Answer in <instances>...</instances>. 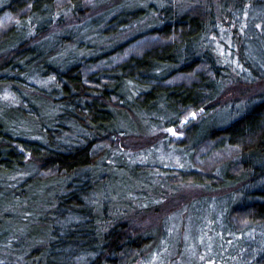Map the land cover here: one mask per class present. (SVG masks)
I'll use <instances>...</instances> for the list:
<instances>
[{"label": "trees", "instance_id": "obj_1", "mask_svg": "<svg viewBox=\"0 0 264 264\" xmlns=\"http://www.w3.org/2000/svg\"><path fill=\"white\" fill-rule=\"evenodd\" d=\"M92 1L0 0V18L11 13L16 19L0 34V83L29 106L3 103L0 111V264H179L175 252L181 264H201L203 245L198 260L184 258L185 244L171 224L154 234L108 221L110 205L103 199L99 207L98 194L115 173L105 172L111 165L97 172L107 151L95 149L130 132L140 116L150 127H177L187 112L216 108L223 69L206 38L216 26L215 9L182 12L173 0ZM223 6L229 10L226 0ZM153 14L158 20L144 33L107 43ZM115 56L119 61L111 63ZM203 66L207 70L199 72ZM256 69H250L252 77L262 78ZM193 74L191 84L173 82ZM20 87L33 94L24 97ZM27 121L30 130L22 124ZM192 137L195 144L210 141L219 151L233 150L207 184L212 191H232L209 199L224 208L223 221L196 214L206 207L203 198L191 207L189 234H214V264H264V96L228 124L205 132L196 127ZM118 156L114 166L120 171L151 172ZM183 174L205 184L195 166ZM22 213L26 220L19 226Z\"/></svg>", "mask_w": 264, "mask_h": 264}, {"label": "rangeland", "instance_id": "obj_2", "mask_svg": "<svg viewBox=\"0 0 264 264\" xmlns=\"http://www.w3.org/2000/svg\"><path fill=\"white\" fill-rule=\"evenodd\" d=\"M136 1L144 3L145 0ZM173 1L177 3V9L182 12L198 6H211L215 9L216 26L206 38L207 43L211 46L212 54L216 57L217 64L223 69L221 78L223 86L214 103L216 108L209 113L194 110L187 112L180 123L182 120H189L185 124H177L174 129L175 134L169 131L171 128L169 126L150 127V122L140 116L133 120L130 132H126L123 137L115 142L103 143L96 147L95 151H100L103 148L107 151L97 172H103L107 165H111L105 172L115 173V178L109 179L108 183L102 187L100 195L98 194V198L102 200L98 202V206L101 207L105 200L110 205L108 221L125 222L138 233H162L166 227L169 230L171 224L177 232L178 238H181L183 245L185 244L184 249L181 246L184 258L198 260L197 248L203 245L204 250L199 254L201 256L199 263L214 264L216 255L213 245L215 243L214 234L209 230L201 231L198 238L189 234L193 227L190 223L191 217L194 215L190 212V208L197 207L199 205L197 202L203 198L202 203L206 207L196 214L203 218H209V220L216 218L218 222L223 221L225 214L222 213V210L224 208L210 204L209 199H223L232 190L224 188L212 191L207 187V184L210 183V178L216 170L220 168V164L232 156L233 150L219 151L210 141L195 144L192 132L196 127L205 132L214 125L228 124L240 115L246 106L264 96V4L258 3L257 5V3L247 0L243 7H238L236 6L239 5L237 0H226L229 10L223 11L224 0ZM90 3L93 5L95 0ZM157 17L156 14H153L145 21L133 24L125 31L112 37L107 43L118 44L144 33L155 21L157 22ZM14 22H16L15 16L5 13L0 18V34L6 32ZM96 42L99 44L101 40ZM133 49L134 46L130 47L126 53ZM240 51H243L244 54L240 55ZM118 57L120 56H115L110 62L119 61ZM253 67L259 70L262 78L252 77ZM203 70H207V67L203 66L199 72ZM195 79L194 74L179 75L173 82L191 84ZM28 86L31 87V85ZM20 89L24 91L25 88L20 87ZM24 92H26L24 97L33 94L30 89ZM17 96L10 87H5L0 83V98L2 99H0V111L5 108L3 103H7L10 107L27 106L29 108L28 102L23 97L21 99ZM193 114L195 117L189 118ZM28 115H33V113L28 110ZM156 120L163 119L156 118ZM30 121L36 123L33 118ZM30 121L26 122L28 124L22 123L29 130L33 127L29 125ZM123 125L126 128L130 127V125ZM118 154L124 155L123 163L130 166L140 165L144 169L149 166L151 172L146 174L147 176H136L130 167L120 171L114 166L118 163ZM194 166L204 175L202 177H204L205 184H196L194 179L187 178L183 174L193 169ZM169 169L176 172L170 173ZM207 202L210 206H207ZM28 208L30 207L23 206V209ZM22 214L23 218L18 220L19 226L24 225L25 221L23 220H26L25 213ZM241 221L243 225H246L244 219ZM232 222L239 225L235 218H232ZM241 228L239 226V229ZM249 242L252 243L251 246L254 245L252 238H249ZM246 253V258L252 256L251 251L246 250ZM175 256L178 260L180 259L179 264L184 262L181 254L175 252ZM169 258L171 259V256ZM241 260L244 263L245 260L243 258ZM216 261L215 264H225L221 263V259Z\"/></svg>", "mask_w": 264, "mask_h": 264}, {"label": "water", "instance_id": "obj_3", "mask_svg": "<svg viewBox=\"0 0 264 264\" xmlns=\"http://www.w3.org/2000/svg\"><path fill=\"white\" fill-rule=\"evenodd\" d=\"M194 117H195V114L191 115L189 118H194ZM188 120H189V119L184 120V121L182 122V124H185ZM174 129H175V127H171V128L169 129V130H172V131H171L172 134L174 133Z\"/></svg>", "mask_w": 264, "mask_h": 264}, {"label": "snow or ice", "instance_id": "obj_4", "mask_svg": "<svg viewBox=\"0 0 264 264\" xmlns=\"http://www.w3.org/2000/svg\"><path fill=\"white\" fill-rule=\"evenodd\" d=\"M169 131H172V130H169ZM173 134H175V133H173Z\"/></svg>", "mask_w": 264, "mask_h": 264}]
</instances>
